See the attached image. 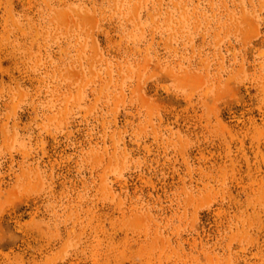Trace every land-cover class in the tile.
I'll return each instance as SVG.
<instances>
[{"label": "rangeland", "instance_id": "obj_1", "mask_svg": "<svg viewBox=\"0 0 264 264\" xmlns=\"http://www.w3.org/2000/svg\"><path fill=\"white\" fill-rule=\"evenodd\" d=\"M0 264H264V0H0Z\"/></svg>", "mask_w": 264, "mask_h": 264}]
</instances>
